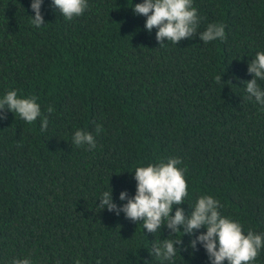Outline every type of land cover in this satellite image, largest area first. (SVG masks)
<instances>
[{"label":"trees","instance_id":"trees-1","mask_svg":"<svg viewBox=\"0 0 264 264\" xmlns=\"http://www.w3.org/2000/svg\"><path fill=\"white\" fill-rule=\"evenodd\" d=\"M142 2L88 0L67 20L43 0L36 27L33 0H0V99L15 90L41 109L31 123L12 111L0 119V264H211L201 243L188 247L206 228L149 233L99 207L111 190L122 207V191L136 194V168L169 157L187 169L188 196L173 215L212 196L245 235L264 234V106L245 83L264 52V0H193L197 34L162 46L132 9ZM212 23L226 39L204 43L199 33ZM78 130L94 136V149L74 144ZM164 239L183 240L171 260L150 254ZM248 264H264V246Z\"/></svg>","mask_w":264,"mask_h":264},{"label":"clouds","instance_id":"clouds-1","mask_svg":"<svg viewBox=\"0 0 264 264\" xmlns=\"http://www.w3.org/2000/svg\"><path fill=\"white\" fill-rule=\"evenodd\" d=\"M43 0H33L31 4L35 16L31 17V23L36 27L45 25L41 13ZM53 6L67 19L83 15L89 7L88 0H53ZM133 11L137 15L147 17L145 27L151 32L157 28L156 39L160 45H164L167 38L175 44L182 39L192 38L197 34L199 18L197 9L193 7V0H143L142 3L134 4ZM204 43L216 39H226L225 26L212 23L207 26L206 31L199 33ZM249 74H254L251 81L245 82L249 98L264 106V90H261L257 80H264V52L256 54L248 67ZM217 83L222 80L221 76L215 78ZM37 98L18 97L17 91L10 90L0 99V119L7 118V111L31 123L41 115L40 105ZM54 111L52 106L48 112ZM48 127V119L44 117L41 130ZM102 130V125L96 126L97 134ZM73 142L77 146L88 145L89 149L96 147L94 136L90 132L78 130L75 132ZM180 158L169 157L167 162L161 161L158 164H149L147 167H138L135 172L137 191L132 197L127 191L120 193V200H127L123 206H118L113 200V190L103 192L99 207L108 211H115L117 215L123 212L126 218L133 222L143 223L144 229L149 233H155L161 227L166 226L170 235L176 234L183 229L184 235H194L196 230L206 228V233L196 236L188 247L196 250L197 243H201L206 249L211 264H248L258 256V250L264 246V234H257L251 229L247 235L242 231V225L229 217L222 216L219 208L220 202L212 196H201L196 202L193 210L186 214L181 207L173 215V206L183 204L184 198L188 196V184L184 173L186 168H178L181 164ZM166 221V223H165ZM183 244V240L172 241L164 239L162 244H153L150 254L162 260H171L177 251L175 245ZM184 251L187 248L183 249ZM12 264H32L29 258L16 259ZM56 264H60L57 261ZM75 264H81L77 259ZM100 264V261H97Z\"/></svg>","mask_w":264,"mask_h":264}]
</instances>
